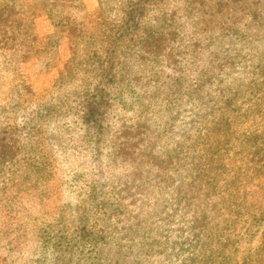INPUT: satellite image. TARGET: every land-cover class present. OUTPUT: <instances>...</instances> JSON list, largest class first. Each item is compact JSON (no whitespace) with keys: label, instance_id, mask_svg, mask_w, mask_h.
I'll return each mask as SVG.
<instances>
[{"label":"rangeland","instance_id":"obj_1","mask_svg":"<svg viewBox=\"0 0 264 264\" xmlns=\"http://www.w3.org/2000/svg\"><path fill=\"white\" fill-rule=\"evenodd\" d=\"M0 264H264V0H0Z\"/></svg>","mask_w":264,"mask_h":264}]
</instances>
